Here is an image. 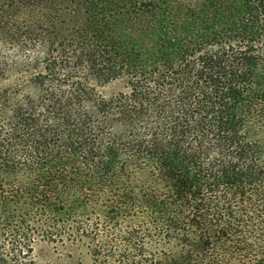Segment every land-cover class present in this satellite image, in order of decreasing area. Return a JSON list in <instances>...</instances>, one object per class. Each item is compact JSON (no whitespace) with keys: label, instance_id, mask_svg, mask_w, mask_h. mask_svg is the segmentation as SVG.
Segmentation results:
<instances>
[{"label":"trees","instance_id":"obj_1","mask_svg":"<svg viewBox=\"0 0 264 264\" xmlns=\"http://www.w3.org/2000/svg\"><path fill=\"white\" fill-rule=\"evenodd\" d=\"M41 239L264 264V0H0V264Z\"/></svg>","mask_w":264,"mask_h":264},{"label":"rangeland","instance_id":"obj_2","mask_svg":"<svg viewBox=\"0 0 264 264\" xmlns=\"http://www.w3.org/2000/svg\"><path fill=\"white\" fill-rule=\"evenodd\" d=\"M120 87L121 83L115 82L101 90L110 94ZM88 251V242L81 239H67L64 243L41 239L34 244V254L46 264H92L93 258Z\"/></svg>","mask_w":264,"mask_h":264}]
</instances>
